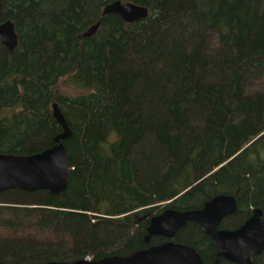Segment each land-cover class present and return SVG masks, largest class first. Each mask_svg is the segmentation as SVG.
I'll return each instance as SVG.
<instances>
[{"label":"trees","instance_id":"16d2710c","mask_svg":"<svg viewBox=\"0 0 264 264\" xmlns=\"http://www.w3.org/2000/svg\"><path fill=\"white\" fill-rule=\"evenodd\" d=\"M115 1L0 0V154L51 148L54 103L71 131L64 193H0V264L126 257L168 241L145 240L153 216L222 194L221 228L264 217V0H119L147 7L133 23L102 15ZM171 241L216 259L195 223Z\"/></svg>","mask_w":264,"mask_h":264},{"label":"water","instance_id":"95a60500","mask_svg":"<svg viewBox=\"0 0 264 264\" xmlns=\"http://www.w3.org/2000/svg\"><path fill=\"white\" fill-rule=\"evenodd\" d=\"M1 12V4H0ZM115 14L126 23H133L148 16L147 7L119 0L106 5L102 15ZM99 23L91 26L83 37L93 36ZM0 43L12 54L18 44L14 24L10 20L0 23ZM52 115L62 132L54 139L51 148L31 155L0 154V193L18 190L25 193L45 191L50 195L64 193L69 181V158L64 141L71 137L65 118L57 103L52 104ZM237 211L233 196L218 195L202 209L177 211L167 209L150 219L147 229L150 236L168 241L135 252L126 257H110L102 262L79 260L74 263L51 262L46 264H203L199 255L189 246L170 241L188 222L196 223L220 250L213 263L221 258L232 264H254L253 256L264 249V219L262 211L253 210L251 217L237 230H221L224 217Z\"/></svg>","mask_w":264,"mask_h":264},{"label":"flooded vegetation","instance_id":"af4514ba","mask_svg":"<svg viewBox=\"0 0 264 264\" xmlns=\"http://www.w3.org/2000/svg\"><path fill=\"white\" fill-rule=\"evenodd\" d=\"M236 205H237V203H236ZM237 208H238V207H237ZM201 209H202V208H201ZM254 209H256V208H254ZM254 209H253V210H254ZM258 209H259V208H258ZM196 210H197V209H196ZM253 210H252V213H253ZM260 210H261V209H260ZM234 214H235V213H234ZM234 214H233V215H234ZM233 215H228V216L224 217V219L221 221V223H222L225 219H227V218H229V217H232ZM251 215H252V214H251ZM156 216H157V215H156ZM262 216H263V213H262ZM153 217H154V216H153ZM250 217H251V216H250ZM250 217H249V218H250ZM249 218H248V219H249ZM248 219H247V220H248ZM263 219H264V217H263ZM247 220H246V221H247ZM246 221H245V222H246ZM245 222H244V223H245ZM221 223H220V225H219V229H221V230H229V231L237 230L239 227H241V226L244 224V223H243L242 225H240L239 227L234 228V229H226V228H221ZM195 224H196V223H195ZM197 225H198V224H197ZM198 226H199V225H198ZM199 228H200V227H199ZM181 229H182V228H181ZM200 230H201V228H200ZM201 232H202V230H201ZM202 233H203V232H202ZM203 234H204V233H203ZM204 235H205V234H204ZM207 237H208V236H207ZM173 238H174V237H173ZM173 238H172V239H173ZM208 238H209V237H208ZM209 239H210V238H209ZM167 240H168V239H167ZM170 241H171V239H170ZM210 241H211V240H210ZM177 244H178V243H177ZM211 245L217 250V252H216V258H217V255H218V253L220 252V250H219L218 248H216V247L212 244V241H211ZM263 250H264V249H263ZM262 253H263V251H262ZM262 253H260L259 255H255V256H253L254 264H255V259L258 258L259 256H261ZM221 260H225V259H224V258H221L220 261H221ZM214 261H215V260H214ZM220 261H219V262H220ZM225 261H226V260H225ZM227 262H228V261H227ZM229 263H230V262H229ZM231 264H232V263H231Z\"/></svg>","mask_w":264,"mask_h":264},{"label":"rangeland","instance_id":"374dc122","mask_svg":"<svg viewBox=\"0 0 264 264\" xmlns=\"http://www.w3.org/2000/svg\"><path fill=\"white\" fill-rule=\"evenodd\" d=\"M59 90L64 93L65 95H75L79 92L73 91L71 87L66 85L64 82H61L58 86Z\"/></svg>","mask_w":264,"mask_h":264}]
</instances>
